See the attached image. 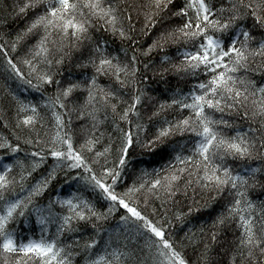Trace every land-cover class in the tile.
<instances>
[{"label": "snow or ice", "instance_id": "1", "mask_svg": "<svg viewBox=\"0 0 264 264\" xmlns=\"http://www.w3.org/2000/svg\"><path fill=\"white\" fill-rule=\"evenodd\" d=\"M0 95V264H264V0H0Z\"/></svg>", "mask_w": 264, "mask_h": 264}, {"label": "trees", "instance_id": "2", "mask_svg": "<svg viewBox=\"0 0 264 264\" xmlns=\"http://www.w3.org/2000/svg\"><path fill=\"white\" fill-rule=\"evenodd\" d=\"M10 27H12V25H10ZM65 67L67 68V65ZM12 86L15 87L14 84ZM9 99L10 98H5V97H3V95H0V105H7ZM2 134H5V130L2 127H0V135H2ZM157 163H159V162H157ZM206 219H210L209 213L206 212V211L205 212H201V213L196 214L195 218L192 219V223L195 224L198 227L199 224H200V221L201 220H206ZM110 223L115 224V220L110 221ZM33 224H34V222L30 223L28 225H24L22 223L19 227H20V230L22 232H26L28 227H33ZM36 230H37V233H38V231H39L38 228ZM49 230L54 232L55 231V227L54 226H50ZM176 230L178 231L179 235H183V232L179 231V226H177ZM188 256H189V258L191 260L195 261V256L193 255V252H192L191 249H189V251H188Z\"/></svg>", "mask_w": 264, "mask_h": 264}]
</instances>
